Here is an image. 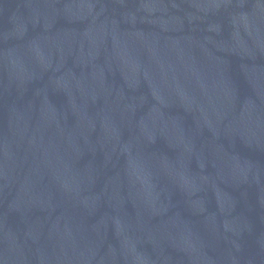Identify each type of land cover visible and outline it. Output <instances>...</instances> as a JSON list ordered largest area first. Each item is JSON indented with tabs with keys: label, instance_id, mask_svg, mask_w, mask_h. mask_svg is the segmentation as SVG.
Instances as JSON below:
<instances>
[{
	"label": "water",
	"instance_id": "95a60500",
	"mask_svg": "<svg viewBox=\"0 0 264 264\" xmlns=\"http://www.w3.org/2000/svg\"><path fill=\"white\" fill-rule=\"evenodd\" d=\"M0 264H264V0H0Z\"/></svg>",
	"mask_w": 264,
	"mask_h": 264
}]
</instances>
